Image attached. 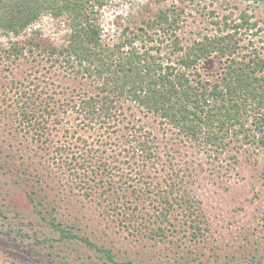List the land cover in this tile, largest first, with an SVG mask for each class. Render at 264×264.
Segmentation results:
<instances>
[{
  "label": "rangeland",
  "instance_id": "1",
  "mask_svg": "<svg viewBox=\"0 0 264 264\" xmlns=\"http://www.w3.org/2000/svg\"><path fill=\"white\" fill-rule=\"evenodd\" d=\"M174 5L193 9L191 15L184 14L178 31L185 46L191 32L209 25L208 11L238 18L240 10H249L261 26L251 38L264 54V0H107L102 8L90 11L103 43L112 45L124 31L137 32L161 9ZM70 27L66 14L45 13L19 35L0 31V264H264V148L229 136L221 151L209 155L200 143H181L177 131L159 116L131 102L121 106L120 122L103 134L107 145L97 141L91 129L77 125L72 107L81 95L98 92L97 82L81 76L77 68L53 63L52 47L67 42ZM11 43L24 46L19 57L5 51ZM160 46L168 56L170 47ZM224 64V59L212 55L201 71L215 78ZM18 95L38 96L37 105L47 98L61 121L49 115L42 139H36L20 123ZM128 120L154 135L161 153L158 169L151 173L155 181L164 176L159 168L165 162L178 169L171 171L173 177L183 175L180 193L190 196L201 226L196 235L177 203L166 221L152 226L161 224L166 235L139 233L135 230L140 226L123 217L121 202L130 207L128 213L137 206L135 214L144 212L143 218L149 211L151 220L158 204L155 193L147 191V196L135 178L138 155L125 159L124 149L118 155V140H125L130 131L125 128ZM88 146L93 153L87 152ZM171 147L180 149L173 159L167 156ZM79 152L81 161L88 159L87 168L76 164ZM105 158L108 166L118 167L109 169L104 183L98 184L107 166L99 161ZM52 219L76 237L61 238ZM77 236L88 237L102 250ZM105 250L113 253L114 261Z\"/></svg>",
  "mask_w": 264,
  "mask_h": 264
},
{
  "label": "trees",
  "instance_id": "2",
  "mask_svg": "<svg viewBox=\"0 0 264 264\" xmlns=\"http://www.w3.org/2000/svg\"><path fill=\"white\" fill-rule=\"evenodd\" d=\"M106 1L0 0V31L7 35L21 34L45 13L55 17L66 14L69 17L71 27L67 42L60 48L52 47L51 52L56 54L53 63L60 61L67 67L77 68L81 76L96 81L99 90L73 100L78 126L91 129L97 141H104L107 145L103 134L120 122L119 114L124 110L121 106L126 107L125 102H131L159 116L163 123L177 131L181 143H200L209 155L221 151L224 140L229 136L241 138L243 144L264 148V54L251 38V34H255L261 26L249 10H240L238 18L231 14L218 16L214 9L208 11L209 25L191 32V42L185 46L178 31L181 22L186 20L184 14L191 15L193 9L187 11L191 6L177 8L174 5L161 9L154 18L139 26L137 32L124 31L118 43L109 45L103 43L101 29L90 11L91 8H102ZM161 43L170 47L168 56L162 54ZM23 49L24 46L11 43L5 51L9 56L19 57ZM2 51L0 47V54ZM212 55L224 59L225 64L215 78H208L201 67ZM15 101L19 104L18 115L24 130L38 140L45 133L49 115L61 121L59 111L52 106L49 108L47 98H42L39 105L38 96L34 99L32 95H18ZM125 125L130 131L125 134V140L121 141V137L118 140L121 147L118 155L122 149L126 151L125 159L138 155L135 178L143 183L140 188L145 194L147 191L155 193L158 204L153 207L155 218L151 220L147 217L149 211L143 218L144 212H141L142 216L140 212L135 214L137 206L128 213L125 210L130 207L121 202L119 207L123 210V217L138 224L139 229L133 230L139 233H148L150 237L166 235L161 224L157 228L152 226L156 221H166L177 203L192 225L191 231L196 229L192 231L196 235L201 226L190 196L180 193L183 175L173 177L171 171L178 169L174 163L165 162L159 168L164 176L155 181L151 173L158 169L160 161L156 158L161 153L154 135L143 132L141 127L130 124L129 120ZM92 150V146H88L87 152L91 154ZM174 152L180 153V149L169 148L167 156L173 159ZM79 153L76 164L87 168L88 159L81 161L83 154ZM106 160L99 162L107 165ZM115 166H104L98 184L104 183L102 178H106L105 173ZM51 223L60 232L61 238L76 237L55 219ZM77 237L89 246L101 249L88 237ZM105 254L114 261L110 250H105Z\"/></svg>",
  "mask_w": 264,
  "mask_h": 264
}]
</instances>
